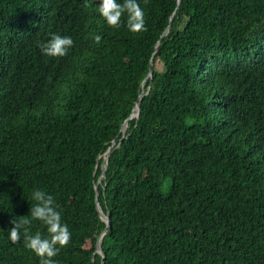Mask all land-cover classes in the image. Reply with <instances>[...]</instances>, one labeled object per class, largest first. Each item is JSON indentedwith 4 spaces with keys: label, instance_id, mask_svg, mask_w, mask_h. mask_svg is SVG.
Instances as JSON below:
<instances>
[{
    "label": "trees",
    "instance_id": "16d2710c",
    "mask_svg": "<svg viewBox=\"0 0 264 264\" xmlns=\"http://www.w3.org/2000/svg\"><path fill=\"white\" fill-rule=\"evenodd\" d=\"M99 2L0 0V264H40L6 235L34 189L71 233L55 264H102L106 228L105 264H264V0H137L139 32Z\"/></svg>",
    "mask_w": 264,
    "mask_h": 264
},
{
    "label": "clouds",
    "instance_id": "9594fccd",
    "mask_svg": "<svg viewBox=\"0 0 264 264\" xmlns=\"http://www.w3.org/2000/svg\"><path fill=\"white\" fill-rule=\"evenodd\" d=\"M97 11L111 27L119 26L123 16V23L130 32H139L144 28V13L137 0H123V2L100 0ZM100 39L99 35L95 36L97 42ZM72 44L73 40L70 36L53 33L40 45V49L46 56L58 57L66 55ZM31 199L34 203L29 208V218L13 219L12 217L9 221L12 226L7 228V239L14 244L23 235L24 246L39 258L40 264H55L51 258L58 253L60 247L68 244L71 233L68 226L61 222V214L55 206L51 193L34 189L31 192ZM33 220L40 221L45 226L46 236H42L39 231L35 234H29L26 229L21 232L23 226Z\"/></svg>",
    "mask_w": 264,
    "mask_h": 264
},
{
    "label": "water",
    "instance_id": "95a60500",
    "mask_svg": "<svg viewBox=\"0 0 264 264\" xmlns=\"http://www.w3.org/2000/svg\"><path fill=\"white\" fill-rule=\"evenodd\" d=\"M181 2H182V0H178V6L181 4ZM169 29H170V26H169ZM159 47H160V44L157 45L156 50H155V52H154V54L152 56L150 71H149L148 76L143 81V87H145L148 77L149 76H151V77L153 76V61H154V57H155L156 52L159 50ZM149 89H150V86H149ZM143 96H144L143 93L139 96V99L137 100L136 105L134 107V111L132 112L130 117L124 122V124L122 126V129H121V131L123 133H125L127 128H128L129 119L139 115L140 102H141V99H142ZM115 142L116 141L114 140L113 144H115ZM112 148H113V145L110 146L109 149L104 153L105 154V159H104V163L102 164V173H101L99 179L95 182L97 208H98V211L100 213V216L102 217L103 220H105L107 222L108 226H110V224H111V218H110L109 214L104 211V209L102 208V206L100 204V201H99V184H100L101 179L103 177H105V175H106V171H107V168H108V164H109L110 154H111ZM99 165L100 164L98 162L96 168H98ZM106 231H107V228L105 229V231L99 237L98 242H97V249H96L95 254H94V255H96L97 253H99V254L102 255V264H105V258H106V253L104 252L103 247H102V239H103V236L106 233Z\"/></svg>",
    "mask_w": 264,
    "mask_h": 264
},
{
    "label": "rangeland",
    "instance_id": "374dc122",
    "mask_svg": "<svg viewBox=\"0 0 264 264\" xmlns=\"http://www.w3.org/2000/svg\"><path fill=\"white\" fill-rule=\"evenodd\" d=\"M169 184H170V179H167L166 182L163 185V190L167 191L169 188Z\"/></svg>",
    "mask_w": 264,
    "mask_h": 264
}]
</instances>
